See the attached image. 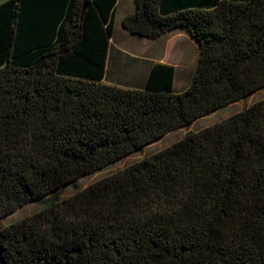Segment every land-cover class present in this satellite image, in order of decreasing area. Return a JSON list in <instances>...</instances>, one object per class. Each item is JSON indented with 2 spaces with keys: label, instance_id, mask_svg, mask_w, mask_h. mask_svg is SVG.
Listing matches in <instances>:
<instances>
[{
  "label": "trees",
  "instance_id": "16d2710c",
  "mask_svg": "<svg viewBox=\"0 0 264 264\" xmlns=\"http://www.w3.org/2000/svg\"><path fill=\"white\" fill-rule=\"evenodd\" d=\"M117 0L0 3V264H264V98L59 192L264 87V0H136L121 25L184 28L195 73L154 62L142 88L104 81Z\"/></svg>",
  "mask_w": 264,
  "mask_h": 264
},
{
  "label": "crops",
  "instance_id": "0c3cea01",
  "mask_svg": "<svg viewBox=\"0 0 264 264\" xmlns=\"http://www.w3.org/2000/svg\"><path fill=\"white\" fill-rule=\"evenodd\" d=\"M120 6H122L123 13L117 18V11L120 10ZM135 6L136 0H117L116 2L114 31L110 37V48L104 81L123 87L142 88L147 82L151 65L154 62H163L174 65V90L176 92L182 91L190 84L195 73L199 56V46L197 42L184 28L168 30L156 38H148L127 31L122 27L121 20L125 14L134 11ZM186 33L192 38H190L192 42H195V46L197 47L196 52L198 53L194 60V69L192 70L191 77L186 83L179 84L177 78L182 63L178 59L177 54L180 53V56H182L186 51L180 50L181 48H178V46L176 47L175 45L177 41L181 40L183 35H186ZM169 37H173L174 40L169 41ZM160 39L164 40V42L162 44V51L159 55V53H157V42ZM189 58L190 56L186 58V63L193 62V60H189ZM175 84L179 87L178 91L176 90Z\"/></svg>",
  "mask_w": 264,
  "mask_h": 264
},
{
  "label": "rangeland",
  "instance_id": "374dc122",
  "mask_svg": "<svg viewBox=\"0 0 264 264\" xmlns=\"http://www.w3.org/2000/svg\"><path fill=\"white\" fill-rule=\"evenodd\" d=\"M3 1L6 0H0V3H2ZM122 6H120V10L117 11V18H119L122 13H123V9L121 8ZM188 36V37H187ZM187 37V39H186ZM186 33V35H183L181 37V40L177 41L176 43V47L178 46V48H181L180 50L186 51L184 52V56H180V53L177 54L178 59L181 61L182 63V67L181 70H179L178 72V78H177V82H179V84L182 83H186L189 78L191 77L192 74V70L194 69V60L197 57V47L195 46V42H192V38ZM169 41L174 40L173 37H169L168 38ZM190 41V42H187ZM164 40L160 39L158 40L157 44H158V50L157 53H159L162 51V44H163ZM192 42V43H191ZM190 56L189 60H193L192 63H186L187 61V57ZM187 56V57H186ZM186 60V61H185ZM185 67V68H184ZM176 90H179V87L176 86ZM183 89V87H182ZM264 98V87L255 90L254 92H252L251 94H249L248 96L239 99L238 101H235L233 103H230L206 116L200 117L198 119H196L193 123H191L188 126L185 127H181L175 130L170 131L169 133H167L166 135H164L162 138L149 143L145 146H143L141 149L136 150L126 156H124L122 159H120L119 161H117L116 163L107 165L101 169H98L96 171H93L91 173L85 174L83 176H81L75 184L73 185H69L67 187H65L64 189H62L59 192V197L60 198H65V197H69L71 195H74L76 192H78L79 190L83 189L84 187H86L87 185H89L90 183L96 181L97 179H100L106 175H109L119 169L124 168L125 166L140 160L142 157H144L145 155H149L152 154L154 152H157L165 147L170 146L171 144H173L174 142H176L177 140H179L180 138H182L187 132L189 131H198L204 127L213 125L214 123L220 122L226 118H228L229 116H231L232 114L240 111L241 109L251 105L252 103H254L255 101H258L260 99ZM52 194H48L45 195L43 198H41L39 201L36 202H29L24 204L23 206L17 208L16 210H14L13 212L3 216L0 218V228H3L6 225H9L10 223H13L15 221H18L24 217H27L29 215H32L33 213L39 211L40 209L43 208L45 200L51 196Z\"/></svg>",
  "mask_w": 264,
  "mask_h": 264
}]
</instances>
